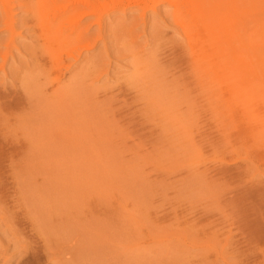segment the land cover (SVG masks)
Instances as JSON below:
<instances>
[{
    "label": "rangeland",
    "instance_id": "374dc122",
    "mask_svg": "<svg viewBox=\"0 0 264 264\" xmlns=\"http://www.w3.org/2000/svg\"><path fill=\"white\" fill-rule=\"evenodd\" d=\"M12 1L0 264H264V0H106L81 51Z\"/></svg>",
    "mask_w": 264,
    "mask_h": 264
},
{
    "label": "bare ground",
    "instance_id": "6f19581e",
    "mask_svg": "<svg viewBox=\"0 0 264 264\" xmlns=\"http://www.w3.org/2000/svg\"><path fill=\"white\" fill-rule=\"evenodd\" d=\"M1 1V11H0V16H2L3 14H5L6 16V21H5V30L6 31H10L9 34L11 36H13L15 34V29H16V24H15V21H14V12L12 11V7L15 3L13 2L12 0H0ZM43 1V4H42V7H43V13L40 14V16L43 18L44 22H46L42 28V32H45L44 34H47V33H51L52 35H54V38L56 39L57 43H60L62 47H66L65 49L67 50H73L76 46L80 47V51L85 49V50H89L91 49L92 47H94L97 43L96 41L93 42L92 44L91 43H85V41H87L85 39L86 37V34L84 33V30L81 29V27L83 28V21L91 16H96L95 20H94V24H96L97 26H99V29H100V26L104 25L103 24V21L104 19L107 17H104V15H101L100 11L104 8V9H107V8H113L114 5L117 6L116 4V1H114V3H110L109 1V4L110 5H113L112 7L110 6L109 7V4H105V2L103 1H106V0H42ZM103 2V3H100ZM168 2L169 4H173V6H175L177 8V10L181 13L186 14V12H191L193 15H196V14H205L206 12L204 11L205 10V5H204V1L203 0H136V2L138 3L137 5L133 4L136 6L137 10H141L142 12H144V14L146 13V11L148 9H156V6L157 4H155L156 2ZM203 1V3H202ZM36 2H39L38 0ZM63 2H65L63 4ZM112 2V1H111ZM131 2H135V0L131 1ZM210 2V0H209ZM29 3V2H28ZM42 3V2H41ZM40 3V4H41ZM168 3H165L166 5ZM35 3H33L34 5ZM37 5H39L38 3H36ZM130 4V3H129ZM159 4V3H158ZM203 4V5H202ZM207 4V3H206ZM210 4V3H209ZM31 4V7L33 6ZM132 5V3H131ZM132 5V6H133ZM23 6V5H22ZM46 6V7H45ZM120 6V5H119ZM211 7V5H209ZM208 6V7H209ZM213 6V5H212ZM14 7V6H13ZM36 8L37 6H33L32 8ZM54 7L55 10H53L52 12L49 13V9L48 8H51ZM125 7V6H124ZM129 7V6H128ZM131 7V6H130ZM173 7V8H175ZM207 7V6H206ZM209 7V8H210ZM127 8V7H126ZM29 9V8H28ZM104 9L102 11H104ZM128 10V9H127ZM136 10V11H137ZM177 10H174V15H176V12ZM207 10V9H206ZM215 10V9H214ZM213 10V11H214ZM27 11V10H26ZM31 11V10H30ZM34 12V10H32ZM107 11V10H106ZM105 11V12H106ZM140 11V12H141ZM152 11V10H151ZM156 11V10H155ZM210 11L212 12V9H210ZM216 11V10H215ZM230 11V10H229ZM13 12V13H12ZM28 12V11H27ZM36 12V11H35ZM34 12V13H35ZM139 12V11H138ZM29 13V12H28ZM26 13V14H28ZM148 13V12H147ZM215 13V12H214ZM222 13V12H221ZM244 13V12H243ZM32 14V13H31ZM39 14V13H38ZM108 14V13H107ZM143 14V13H142ZM180 14V13H179ZM190 14V13H189ZM209 14V13H208ZM181 15V14H180ZM212 15V14H211ZM217 15V14H216ZM27 16V15H26ZM145 16V15H144ZM171 16V15H170ZM178 16V14H177ZM202 16V15H200ZM241 16V15H240ZM186 17V15L184 16ZM206 17V16H205ZM211 16H209L210 18ZM215 17V16H214ZM221 17V16H220ZM242 17V16H241ZM35 18V17H34ZM37 18H40L37 16ZM176 18V17H175ZM174 18V19H175ZM200 19L202 17H199ZM208 18V17H207ZM206 18V19H207ZM2 19V18H1ZM189 18L185 19V21H188ZM204 16H203V19L201 20H204ZM216 19H218L216 17ZM36 20V19H35ZM41 20V19H40ZM172 20V19H171ZM220 20V19H218ZM223 20V19H222ZM199 20H197V23H200L198 22ZM190 22V20H189ZM192 22V21H191ZM196 22V21H195ZM222 22V21H221ZM42 23V22H41ZM202 23V22H201ZM206 23V22H205ZM203 23V24H205ZM238 23V22H237ZM194 24V23H192ZM209 24V23H208ZM212 24V23H211ZM240 24V23H239ZM238 24V25H239ZM189 25V24H188ZM187 25V26H188ZM214 25V23H213ZM219 25V24H218ZM42 26V25H41ZM88 26V25H86ZM91 26V23H89V27ZM206 26V24H205ZM208 26H211L210 24ZM215 26V25H214ZM87 27V31H88V28ZM103 27V26H102ZM190 27V26H189ZM213 27V26H211ZM210 27V28H211ZM220 26H218L219 28ZM223 27V25H222ZM91 28V27H90ZM89 28V29H90ZM196 28V27H195ZM214 28V27H213ZM239 28H241L239 26ZM244 28V27H243ZM80 29L83 31L81 32ZM84 29V28H83ZM98 29V30H99ZM212 29V28H211ZM216 29V28H214ZM213 29V30H214ZM220 29V28H219ZM85 30H86V27H85ZM101 30V29H100ZM99 30V31H100ZM210 30V29H208ZM212 30V32H213ZM218 30V29H217ZM221 30V29H220ZM219 30V31H220ZM241 30V29H240ZM243 30V29H242ZM247 30V29H246ZM90 31V30H89ZM207 31V30H206ZM222 31V30H221ZM220 31V33H221ZM66 32H69L67 35H66ZM101 32V31H100ZM209 32V31H207ZM232 32V31H231ZM89 33V32H88ZM239 32L237 33H230V35L236 37V35H239L238 34ZM223 34V32L221 33V35ZM236 34V35H235ZM40 35V33H39ZM215 35V34H214ZM217 35V34H216ZM215 35V36H216ZM219 35V34H218ZM217 35V37H219ZM44 38L46 35H43ZM42 36V37H43ZM101 36V35H100ZM188 36H190L188 34ZM209 36V35H208ZM212 36V35H211ZM210 36V37H211ZM227 38H228V34L226 35ZM224 36V37H226ZM40 37V36H38ZM48 37V36H46ZM206 37V36H205ZM51 38V37H50ZM14 39L13 38L10 42H8V51L6 52V55L4 57V60H7V57L9 56L8 53H12V50H13V43H14ZM49 39V38H48ZM210 39V38H209ZM231 39V37L229 38V40ZM237 39V38H236ZM40 40V39H38ZM218 40V38L216 39V41ZM43 41V40H42ZM7 42V41H6ZM40 42V41H39ZM215 42V41H214ZM227 42H231V41H227ZM10 43V44H9ZM45 43V42H44ZM48 43V42H47ZM226 43V42H225ZM232 43H233V40H232ZM53 44H56V43H53ZM59 44V45H60ZM84 44V45H83ZM217 44V43H216ZM231 44V43H230ZM39 45V44H38ZM42 45H43V42H42ZM15 46V45H14ZM48 46V44H47ZM56 46V45H55ZM58 46V45H57ZM125 46V45H124ZM131 46V45H130ZM41 47V46H40ZM54 47V46H53ZM59 47V46H58ZM74 47V48H73ZM42 48V47H41ZM46 48V47H45ZM55 48V47H54ZM124 48V47H123ZM128 48V47H126ZM125 48V49H126ZM47 49V48H46ZM56 49V48H55ZM129 49V48H128ZM43 51V50H42ZM57 51V50H56ZM134 52V51H133ZM47 53V51H46ZM125 53V52H124ZM132 53V52H131ZM49 54V53H48ZM62 58L59 57V60H61ZM3 69V67H2Z\"/></svg>",
    "mask_w": 264,
    "mask_h": 264
}]
</instances>
